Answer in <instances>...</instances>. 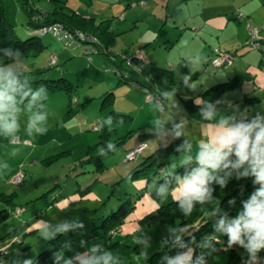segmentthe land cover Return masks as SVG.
<instances>
[{"label": "rangeland", "instance_id": "1", "mask_svg": "<svg viewBox=\"0 0 264 264\" xmlns=\"http://www.w3.org/2000/svg\"><path fill=\"white\" fill-rule=\"evenodd\" d=\"M26 1L27 6L37 7L32 10V14L51 7L48 0ZM65 1L81 14L93 10L105 12L104 16L110 19V26L116 33L108 51L111 55L102 50L97 51L88 44L71 49L62 47L49 33H41L38 36L45 45L44 49L36 55L20 57L17 67L30 70L48 63V56L54 55L56 63L35 77L64 76L74 84V90L69 97L62 90L48 92V99L42 101L39 110L48 113L46 134L34 133L29 136L26 133L29 116L32 114L26 110V104L21 106L25 111L19 115L18 134L11 140L0 134V192L13 194L12 202L15 204L14 207L10 206L7 216L0 222V246L9 242L12 237L7 235L9 231L18 236V243L2 253L0 264H24L26 259H33L37 253L51 245L55 246L46 251L43 264H64L65 259H74L77 254H84L94 244H103L109 248L117 255L120 264H151L140 257L141 247L134 239L141 234L138 229H142L151 238L149 255L160 246L161 235L173 223L151 221L145 226L139 225L138 218L161 203L158 197L151 194L156 178L153 176L145 181L142 177V181H135L125 178V174L142 155L171 141L175 136L174 124H180L182 120L186 121L183 131L187 136L198 138L202 132L196 121L193 122L197 114L191 118L184 113L174 87L164 89L152 84L136 70L133 62L127 64L126 59L130 56L144 52L146 40L138 38L146 26L150 27L151 1L144 6L136 2L135 8L127 16H124L125 8L127 4H135L132 0H90L91 7L83 5L80 0ZM2 7L5 19L14 33L19 38L28 36L31 30L19 0H2ZM139 10L144 11V18L138 19L136 24L123 21L124 17L128 19L131 13ZM146 33L150 34V30ZM154 34L155 31L151 36ZM148 51L149 55L152 49ZM6 64H12V61ZM160 64L166 65L163 61ZM180 68L181 65L174 63L173 70L170 69L175 70L178 76L176 73ZM118 71L131 80L145 81L152 90L157 89V97L147 99L150 93L148 89L136 82L119 80L121 76L117 74ZM106 91H112V94L101 103V96ZM215 93L212 90L201 99L214 101ZM108 107L128 115L124 119H115L113 114L107 115ZM109 118L111 123L108 122ZM156 122L162 127L158 128ZM138 127L157 131L156 135L143 139L146 147L141 153L128 159L123 157L126 149L141 141L134 132L114 146L115 151L110 150L106 156H101L104 166L101 170L95 171L92 161L80 162L82 168L78 169L79 158L87 153L97 154L103 143L111 142L129 129L136 130ZM99 140L102 142L97 144ZM180 140L181 143L176 142L179 147L185 142ZM89 146L94 147L87 152ZM53 154H56L55 157L48 159ZM181 157L182 153L178 151L162 158L164 171L181 163ZM5 165H8L7 169L3 168ZM15 174H21L18 182L11 180ZM85 187L89 188L88 191H84ZM126 198L128 204H132L130 211L113 230L104 231L101 226L103 218ZM6 204L0 199V208ZM64 222L80 223L83 227L69 228L67 233H57V237L49 241L41 239L35 230L48 223L55 227ZM61 239L63 244L59 246L57 243ZM12 240L16 239L13 237ZM66 244L68 248H65ZM62 249L64 257L57 260L54 253ZM244 251V248L238 249L239 253ZM258 255L262 258L260 264H264V250ZM137 257H140L139 260ZM205 259L207 264H224L227 250L205 256ZM248 259L247 256L242 263L237 264H244Z\"/></svg>", "mask_w": 264, "mask_h": 264}, {"label": "clouds", "instance_id": "2", "mask_svg": "<svg viewBox=\"0 0 264 264\" xmlns=\"http://www.w3.org/2000/svg\"><path fill=\"white\" fill-rule=\"evenodd\" d=\"M5 56H11L12 64H0V134L9 140L18 134L19 115L25 111L21 106L25 104L26 110L32 113L26 133L29 136L34 133L46 134L48 113L39 110L42 106L39 102L48 99V89L41 85L39 90H33L30 78L17 67L19 52L12 56L11 49H8L5 50ZM184 80L187 83L191 80V75L185 76ZM188 88L195 90L192 84ZM195 102L202 105L199 109L202 121L211 122L213 127L206 138L202 133L194 146L183 131L186 121L174 124L175 136L186 137L184 144L177 148L182 153L181 166L185 167V171L178 174L174 165L165 171V183L153 186L159 201L162 203L171 195L183 216L189 217L197 204L203 206L215 199L213 184L224 188L233 177L238 180L254 177L253 184L259 187L254 189L247 200L241 201V208L234 216L229 217L226 212L221 213L218 209L210 213V216L219 214L220 218L212 225L214 232L211 236L205 235L198 244L193 237L192 244L201 249L195 259L194 248L182 241L183 235L188 231L187 226L168 227L171 241L163 239L161 247L178 246L187 248V251L177 252L174 256L165 254L161 257L160 264H207L205 255L213 256V253L219 251L216 246L218 237H227V248L239 245L246 250L249 259L244 264H260L262 258L258 254L264 250V113L256 112L249 117L247 109L240 112L239 106H235L231 114L221 112L217 105L231 104L226 100L210 102L196 98ZM108 122L111 123V118ZM156 126L162 127L158 122ZM109 149L115 151L112 142H109ZM99 153L101 156L107 155L101 151ZM193 163L195 167H187ZM3 168L7 169L8 165ZM228 203L234 205L235 199ZM82 227L83 224L80 223L64 222L55 227L48 223L35 230L39 232L41 239L49 241L57 233H67L69 228ZM138 230L141 234L134 238L135 243L141 247L140 257L147 259L151 238L142 229ZM65 248H68L67 244ZM54 256L57 260L61 259L64 257V250L54 253ZM76 259L79 264H120L117 255L103 244L92 245L84 254H77ZM24 264H33V259H26ZM64 264H72V260L65 259Z\"/></svg>", "mask_w": 264, "mask_h": 264}, {"label": "trees", "instance_id": "3", "mask_svg": "<svg viewBox=\"0 0 264 264\" xmlns=\"http://www.w3.org/2000/svg\"><path fill=\"white\" fill-rule=\"evenodd\" d=\"M51 2V7L49 9H41L38 14H32V10H36V6H27L26 0H19L20 5L24 8V11L27 15V24L30 26V33L28 36L24 38H19L13 31L12 26L8 23L5 19L3 7H2V0H0V64H6L12 61L11 56H5V50L11 49L12 56H14L17 52H19V57L23 56H33L38 54L44 49V43L40 40L38 36L41 33H49L52 37H54L62 47L66 48H73L75 46L81 44H88L92 48L98 50H102L108 55H111L109 49L114 41V35L116 34L110 26V19L108 17L102 19H96L94 15H87L84 16L81 13L77 12L75 9H72L66 4L65 0H48ZM87 0H80L83 4H86ZM48 24H57L65 31L75 32L73 37L74 42L76 43L74 46L67 47L62 43L60 38H57L50 32L47 31H39L38 29L42 26ZM76 32H81L85 36L82 39H79L76 36ZM246 45V40L244 42ZM249 46V45H248ZM228 51V50H226ZM231 55L233 54L232 51H228ZM137 55V54H136ZM53 56V59L51 58ZM110 57V56H109ZM112 57V56H111ZM127 64L130 65L131 62L134 63L136 70L143 75L144 79L152 84L160 86L164 89H170L174 87L175 92L178 95H182L185 88L188 91V81L185 82L184 78L176 76L175 73L168 67H164L158 65L154 60L150 58H145L141 56H130V58L126 59ZM56 63V57L54 55L48 56V63L34 67L30 70H23V73L30 78V86L33 90H39L41 85H44L48 92L55 91V90H62L68 97L70 96L71 92L74 90V84L64 76L58 77H35L36 74L44 71L48 67L54 65ZM117 74L121 76L119 80L127 81V82H136L139 86L144 87L146 90H149V94H152L155 98L157 97V93L155 90H152L151 87L143 80L136 81L131 80L130 78L121 75V72L118 71ZM235 82L234 78H231L225 82L218 83L212 85L210 88L212 89H224L226 87L231 86ZM185 90V91H186ZM112 94V91H106L101 96V103L103 100ZM150 99V98H148ZM42 105V101L39 102ZM181 103L184 110L187 113H192L198 106L192 96H186L181 98ZM113 114L115 119H124L127 117L128 114L120 111H114L108 107L107 115ZM144 127V126H142ZM142 127H138L136 130L129 129L126 131L122 136L117 137L115 140L111 141L114 146L124 141L126 137H128L131 133H137L138 138L141 141H137L134 143L130 148L140 142H145L143 139L145 137L153 136L157 134L156 129H147L142 130ZM106 139V136H104ZM102 142L99 140L96 142L97 144ZM176 142H182L180 138L174 136V138L164 145H159L151 150L149 153L144 154L141 158L137 161V163L127 170L125 174V178L128 179H135L138 177H144L145 181L148 179L154 178L155 176V186L160 184H164L165 180L163 179L164 176V168L162 166L163 161L162 158L166 157L170 153H178L177 148L179 147ZM102 144V143H101ZM94 146H89L87 152L90 151V148ZM146 147V142L145 146ZM123 157L125 158V153ZM143 148V149H144ZM141 149L138 153H141ZM101 152L106 153L110 151L109 149V142L103 143L101 145ZM136 153L134 156H136ZM194 154V153H193ZM56 155V154H55ZM55 155L48 157V159L54 158ZM128 159V158H125ZM92 161L95 165L94 170L99 171L104 166L101 161V155L98 152L97 154L87 153L83 157L78 159L79 168H82V163ZM81 162V164H80ZM181 163H178L175 168L178 174H183L185 171V167L181 166ZM196 165L193 163L188 165L187 167H195ZM254 177H247L236 179L233 177L229 180L226 187L221 188L217 184H213L212 187L215 189L213 195L215 199L206 205H196L193 213L189 217H184L182 212L179 210L177 206V202H174L173 198L170 197L166 201L152 207L147 212L142 214L138 218V223L140 226H145L151 221L159 222V223H173L172 227H180L187 226L188 231L183 235L182 241L185 244H189L194 248V255L199 254L201 250L199 247H196L192 244V239L195 237L196 243H200L204 236H211L214 232V228L212 225L216 223V221L220 218L219 214L216 216H210V213L214 209H218L221 213L226 212L229 217H232L236 214V212L241 208V201L247 200L255 188H258L259 185L253 184ZM88 187H85L84 191H88ZM151 194L155 197L156 193L152 190ZM13 194H3L0 192V199L4 200L6 204L4 207L0 208V222L7 216L10 206L14 207V203L12 202ZM171 196V195H169ZM54 199V198H53ZM232 199H235V204L230 205L228 202ZM8 205V207H7ZM132 204H128V198L122 201L120 205L113 211L109 212L106 217L103 218L101 226L103 227L104 231H111L114 229L116 225H118L125 216L126 213L130 211ZM12 207V208H13ZM9 231L7 234L8 236L11 235L9 242L0 246V257H2V253L7 252V248L11 245L18 243V236L14 233ZM13 237L16 240H12ZM57 237V236H54ZM2 238V237H1ZM171 234L167 231L163 233L160 237V241L163 239H168L171 241ZM216 243V242H214ZM59 246H62L63 239L59 240L57 243ZM55 245H51L48 249L42 250L35 255L33 258V264H43L44 257L46 255V251H49L50 248L54 247ZM217 248L219 252L223 250H227V259L224 264H237L242 263L243 260L248 256L246 250L243 253H239L238 249L242 248L239 245L233 246L232 248H227V237H218ZM187 248H179L178 246L175 248H169L168 245H164L163 247L160 246L152 253H150L147 257V260L151 264H160L161 257L165 254L169 256H174L177 252H183ZM213 253V255L217 254ZM99 255V253H97ZM205 256H208L207 254ZM3 258H0V262ZM72 264H79V260L74 258L71 259Z\"/></svg>", "mask_w": 264, "mask_h": 264}, {"label": "crops", "instance_id": "4", "mask_svg": "<svg viewBox=\"0 0 264 264\" xmlns=\"http://www.w3.org/2000/svg\"><path fill=\"white\" fill-rule=\"evenodd\" d=\"M132 1L135 4L132 6L127 4L124 16L135 8L136 2L142 6L149 1L152 2V9L149 11L150 27L146 26L138 38L146 40V44L143 45L145 49L144 52H138V56L150 58L158 65L163 61L166 64L163 66L171 69L174 63L181 65L182 68L176 74L182 78L191 75L188 85H194L195 90L188 88L187 91L183 88L182 95L175 92L180 101L186 96H192L195 101L196 98L201 99L215 90L216 98L211 102L216 100L231 102L217 105L221 112L231 114L233 108L239 106L240 112L247 109L249 117L254 116L256 112L264 113V0ZM83 5L91 7L90 0ZM90 14L96 19L106 17L105 12L95 10L86 11L82 15ZM143 16L144 11L139 10L131 13L128 19L124 17L123 21L136 24L135 22L144 18ZM250 24L258 28V47H250L244 43L248 37ZM148 30L150 34L146 33ZM153 31L155 34L151 36ZM150 48L152 51L148 55ZM215 50L232 51L231 61L213 66L210 58ZM231 78H234L235 82L229 87L210 88ZM200 107L202 105L199 104L192 113H187L183 106L182 109L188 117L194 118L193 114H197L198 119H193V122L196 121L206 138L213 124L202 121L199 115ZM188 120L191 121L190 118ZM201 134L198 138L192 135L187 137L196 144ZM182 137L186 138L185 135L179 138L184 140ZM135 181H142V177L135 178Z\"/></svg>", "mask_w": 264, "mask_h": 264}, {"label": "built area", "instance_id": "5", "mask_svg": "<svg viewBox=\"0 0 264 264\" xmlns=\"http://www.w3.org/2000/svg\"><path fill=\"white\" fill-rule=\"evenodd\" d=\"M257 26L255 25H249L248 26V37L246 39V43L250 46V47H258L259 46V36L257 34ZM39 31H47L52 33L53 35H55L57 38H60L62 40V43L64 45H66L67 47L70 46H74L76 43L73 40V37L75 32H70V31H65L64 29H62L59 25L57 24H48L45 26H42L38 29ZM85 35L81 32H76V36L79 39H82ZM51 58L53 59V56H51ZM232 55L226 51V50H215V53L213 56H211L210 58V63L213 66H219L221 64L224 63H229L231 61ZM154 97L152 94H148V96L146 97L148 98H152ZM145 146V142H140L137 143L136 145H134L132 148H130L129 150L126 151L125 153V158H131L133 157L136 153H138L141 149H143ZM21 177V174H15L11 180L12 181H19Z\"/></svg>", "mask_w": 264, "mask_h": 264}]
</instances>
